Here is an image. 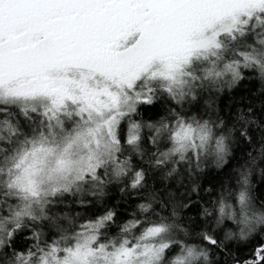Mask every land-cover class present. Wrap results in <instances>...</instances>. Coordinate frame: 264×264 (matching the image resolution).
<instances>
[{"label": "snow or ice", "instance_id": "1", "mask_svg": "<svg viewBox=\"0 0 264 264\" xmlns=\"http://www.w3.org/2000/svg\"><path fill=\"white\" fill-rule=\"evenodd\" d=\"M0 264H264V0H0Z\"/></svg>", "mask_w": 264, "mask_h": 264}]
</instances>
